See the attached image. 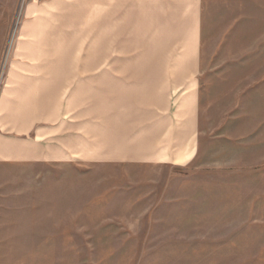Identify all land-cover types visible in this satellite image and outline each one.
Masks as SVG:
<instances>
[{
  "label": "rangeland",
  "instance_id": "374dc122",
  "mask_svg": "<svg viewBox=\"0 0 264 264\" xmlns=\"http://www.w3.org/2000/svg\"><path fill=\"white\" fill-rule=\"evenodd\" d=\"M13 3L1 71L81 74L32 134L0 99V151L43 146L0 153V264H264V0H204L198 74L150 84L94 71L141 66L111 49L110 0Z\"/></svg>",
  "mask_w": 264,
  "mask_h": 264
},
{
  "label": "crops",
  "instance_id": "0c3cea01",
  "mask_svg": "<svg viewBox=\"0 0 264 264\" xmlns=\"http://www.w3.org/2000/svg\"><path fill=\"white\" fill-rule=\"evenodd\" d=\"M5 1L15 0H0V60L5 49L7 27L15 9L14 3L2 5ZM203 3L204 0H110L111 49L115 46L116 51L127 54L140 48L137 52L141 57L137 60L141 66L109 67L94 71L99 72L97 75L105 76L147 77V84L154 82L150 77L197 75L201 59ZM138 33L141 40L137 39ZM53 59L52 56L46 60L44 67L0 69V74L6 76L0 99L7 100L12 109L11 114L3 115V119L18 135L28 131L32 134L33 124L52 121V108L63 107L65 103L67 75L81 74L78 67H48ZM8 76H18V80ZM38 138L37 134L34 143L25 146L22 139L16 136L13 138L14 145L0 153L13 158L39 154L37 149L43 146H37ZM65 144L64 140L62 149L67 148ZM193 154L194 148L185 157L191 158Z\"/></svg>",
  "mask_w": 264,
  "mask_h": 264
},
{
  "label": "bare ground",
  "instance_id": "6f19581e",
  "mask_svg": "<svg viewBox=\"0 0 264 264\" xmlns=\"http://www.w3.org/2000/svg\"><path fill=\"white\" fill-rule=\"evenodd\" d=\"M61 61H63L62 63L66 64V61H64V60H61ZM52 66H54V65L52 64Z\"/></svg>",
  "mask_w": 264,
  "mask_h": 264
}]
</instances>
